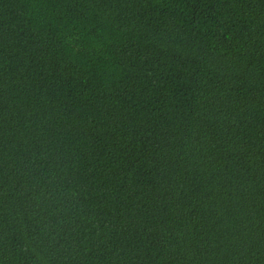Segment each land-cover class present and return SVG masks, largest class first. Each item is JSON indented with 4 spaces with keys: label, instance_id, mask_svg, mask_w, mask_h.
<instances>
[{
    "label": "trees",
    "instance_id": "trees-1",
    "mask_svg": "<svg viewBox=\"0 0 264 264\" xmlns=\"http://www.w3.org/2000/svg\"><path fill=\"white\" fill-rule=\"evenodd\" d=\"M0 264H264V0H0Z\"/></svg>",
    "mask_w": 264,
    "mask_h": 264
}]
</instances>
